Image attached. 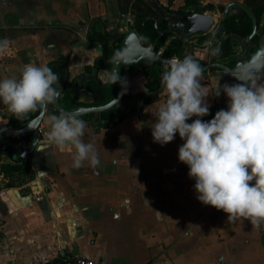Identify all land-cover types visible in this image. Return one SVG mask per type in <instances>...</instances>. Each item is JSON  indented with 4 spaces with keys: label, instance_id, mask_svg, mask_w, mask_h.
Segmentation results:
<instances>
[{
    "label": "crops",
    "instance_id": "1",
    "mask_svg": "<svg viewBox=\"0 0 264 264\" xmlns=\"http://www.w3.org/2000/svg\"><path fill=\"white\" fill-rule=\"evenodd\" d=\"M136 1L170 26L190 12L213 16L211 32L193 36L200 37L194 43L207 39L202 47L219 38L217 30L230 12L249 15L235 4L256 16L258 34H264V0H0V41H7L0 79L18 77L29 63L59 70V79L68 76L70 82L91 75L101 64L105 41L117 45L129 18L134 28ZM231 42L234 54H242L243 46ZM61 58L66 66L53 67ZM217 74L203 72L201 84L209 93L207 104L219 111L227 109L228 98L222 92L216 96L217 85H223ZM98 77L108 84V75ZM145 80L139 67L125 78L130 96L118 109L128 116L118 125L96 133L99 127L84 121L82 139L95 146L97 167L85 162L73 168L71 154L46 142L51 111L32 157L13 163L0 154V264H64L78 256L101 264H264V224L229 222L226 213L196 198L195 181L178 159L184 143L178 133L164 146L153 141L152 112L166 97L162 93L135 112ZM76 101L83 106L94 99ZM13 117L0 102V128L10 127Z\"/></svg>",
    "mask_w": 264,
    "mask_h": 264
},
{
    "label": "clouds",
    "instance_id": "2",
    "mask_svg": "<svg viewBox=\"0 0 264 264\" xmlns=\"http://www.w3.org/2000/svg\"><path fill=\"white\" fill-rule=\"evenodd\" d=\"M6 48L7 41H0V54ZM123 55L118 51L114 59ZM233 76L239 83L218 84L216 88V96L222 92L228 98L227 109L204 121L201 117L209 114V93L201 84L200 63L191 56L166 61L161 77L166 99L154 106L151 134L161 146L179 134L184 143L178 159L188 166L196 198L202 204L223 211L229 222L247 220L259 228L264 224V82L244 71ZM118 79L113 77L112 84ZM58 83L59 77L51 68L29 63L18 77L0 79V102L17 119H23L55 100ZM47 125L46 142L71 154L73 168L79 169L85 162L93 168L99 165L95 146L82 139L86 128L83 120L51 115Z\"/></svg>",
    "mask_w": 264,
    "mask_h": 264
},
{
    "label": "water",
    "instance_id": "3",
    "mask_svg": "<svg viewBox=\"0 0 264 264\" xmlns=\"http://www.w3.org/2000/svg\"><path fill=\"white\" fill-rule=\"evenodd\" d=\"M235 5H239L249 13L253 21L252 34L247 39L234 34L223 36L216 45V51L212 60L219 61L221 59L222 47L227 41L238 42L243 46L244 51L242 54L233 55L228 59L229 62L234 63L232 66L221 62H212L202 66L203 72L210 70L218 71L217 75L223 84L239 83L233 74H239L242 71L258 75L261 82H264V34H258V21L256 16L244 5ZM124 23L125 21H123ZM214 24L215 20L213 16L206 15L203 11H196L187 13L184 17L176 20L171 25V29L176 33V36L185 41L198 34L210 33ZM254 39L258 41V49L253 56L249 57L251 51L250 43ZM116 41H120V52L124 53L122 59H111L108 50H105L100 60L102 64H99L91 75L84 74L83 77L77 78L75 82H70L68 76H65L62 80L59 79L57 85L59 90L58 96L53 102L40 106L38 108L39 114L35 118L25 123L19 129L12 127L0 128V154L7 156L13 163H22L25 159L32 157L37 150L42 138L39 128L45 120L48 111L53 112L55 115L64 114L79 119L89 114H101L115 106L118 107L127 94L125 78L134 68L138 67L142 60H151L163 65H166V61L169 60L164 57L160 50L156 51L154 45H144L132 24L127 25L126 32L120 33ZM105 44H108L107 40ZM115 46H117L115 43L108 44V47L111 49ZM101 72L109 76L108 84H112L113 77H119L118 81L112 84V88L117 94L111 102L103 106L86 107L81 105L70 110L62 106L66 91H68L74 100L80 96H86L89 100L94 99L95 90L92 85L93 83H98L100 86L103 85V82L98 77V73ZM86 78L88 79L84 81ZM106 123L108 122L105 121L104 124Z\"/></svg>",
    "mask_w": 264,
    "mask_h": 264
},
{
    "label": "trees",
    "instance_id": "4",
    "mask_svg": "<svg viewBox=\"0 0 264 264\" xmlns=\"http://www.w3.org/2000/svg\"><path fill=\"white\" fill-rule=\"evenodd\" d=\"M126 1L129 2L130 0ZM134 8L137 12L136 19L134 21V29L138 33L142 43L146 46L154 45L156 51H159L161 48H164L163 55L168 59H171L173 57L183 59L186 50L185 41L182 38L173 34L169 21L156 17L154 11L146 7L141 1H136L134 4ZM252 31V19L244 10H240V12H230L219 26L216 34L219 38H222L225 35L234 34L246 39L252 34ZM98 35L100 39L104 38L102 34ZM171 37L172 40L170 44L166 45L167 40ZM206 40L207 39L203 38L201 40V43H204ZM104 47L105 50H108V54H110L111 59H113L115 57V54L118 51L120 52V41H118L117 46L112 49L108 47L107 44ZM233 55L234 52L232 42H225L222 47L220 58L223 60H228ZM199 63L201 67L206 65V63L203 62ZM55 65H62L61 67L66 66L65 58H61V62L53 64V67ZM138 67L140 68L143 76H145L146 78L144 92L141 95V103L139 107L135 109V112H142L148 105L158 100L161 94L163 93L161 77L162 73L166 69L163 68V64L151 60H142L139 63ZM58 71L59 70H55V74ZM92 87L95 90L94 101L90 105L83 106L92 107L106 105L111 102L117 94V92L113 90L111 83L103 84L101 86L98 83H93ZM129 96L130 94L127 91L125 99ZM81 105L82 104L74 100L73 97L68 93V91H66L65 99L62 102V106L65 109L70 110ZM216 112V107H209V114L204 117H201V119L204 121H209L215 116ZM38 114L39 109L34 112L28 113L23 119H17L14 116L10 121L9 125L12 128L19 129L25 123L35 118ZM127 116L128 115L121 114L118 107L115 106L101 114H89L79 119L98 126L99 128H97L95 132L99 133L101 127L118 125ZM194 119H196V117L192 118V120ZM105 121L108 123L104 124ZM16 169L18 170V168Z\"/></svg>",
    "mask_w": 264,
    "mask_h": 264
},
{
    "label": "rangeland",
    "instance_id": "5",
    "mask_svg": "<svg viewBox=\"0 0 264 264\" xmlns=\"http://www.w3.org/2000/svg\"><path fill=\"white\" fill-rule=\"evenodd\" d=\"M195 39H200V37H196V38L191 37L188 39V41H185V45H186L185 48L187 51L190 52V55H184V57L192 56L198 62L209 63L210 56H212L213 50L216 48L219 38H215V40L213 41V44L208 47H202L200 45L201 40L197 41V43H194L193 41ZM201 56L204 57V60L199 58ZM217 62H220V61H217ZM163 68L166 69V65H163Z\"/></svg>",
    "mask_w": 264,
    "mask_h": 264
},
{
    "label": "built area",
    "instance_id": "6",
    "mask_svg": "<svg viewBox=\"0 0 264 264\" xmlns=\"http://www.w3.org/2000/svg\"><path fill=\"white\" fill-rule=\"evenodd\" d=\"M127 23L131 24L132 20L129 18ZM160 51L163 53L164 48H161ZM39 131L41 132V134H44V129L42 127L39 128ZM4 176L0 175V179H3ZM64 264H101L100 262L90 259L86 256H78V257H70L65 259Z\"/></svg>",
    "mask_w": 264,
    "mask_h": 264
},
{
    "label": "flooded vegetation",
    "instance_id": "7",
    "mask_svg": "<svg viewBox=\"0 0 264 264\" xmlns=\"http://www.w3.org/2000/svg\"><path fill=\"white\" fill-rule=\"evenodd\" d=\"M256 41H257V39H254V40L250 43V45H251V51H250V55H249V57L253 56V55L255 54V52L257 51V49H258V44L254 45ZM234 55H236V54H234ZM217 61H218V60H216V61H212V62H217ZM219 61H220L221 63L228 64L229 66H232V65L234 64L233 62H229L228 60L220 59ZM75 80H76V79H75ZM75 80H74V82H75Z\"/></svg>",
    "mask_w": 264,
    "mask_h": 264
}]
</instances>
